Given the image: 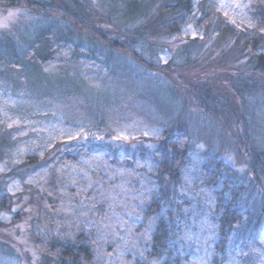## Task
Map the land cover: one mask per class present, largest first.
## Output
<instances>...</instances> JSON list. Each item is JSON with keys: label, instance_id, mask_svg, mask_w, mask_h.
Returning a JSON list of instances; mask_svg holds the SVG:
<instances>
[{"label": "trees", "instance_id": "16d2710c", "mask_svg": "<svg viewBox=\"0 0 264 264\" xmlns=\"http://www.w3.org/2000/svg\"><path fill=\"white\" fill-rule=\"evenodd\" d=\"M157 1L155 14L151 7ZM219 2L111 0L115 8L110 10L101 3L98 9L92 0H0L4 9L26 8L68 21L108 50L128 53L174 81L180 79L170 64H154L138 52L153 36L174 37L192 26L198 34L194 43L213 34L220 44L229 42V56L248 58L233 84L245 108L238 113L230 105L235 116L228 125L247 166L244 177L217 155L194 152L187 130L174 133L167 125L154 137L159 145L153 151L118 155L75 144L58 150L81 127L66 120L50 136L42 133L50 110L81 112L77 104L83 98L78 91L56 90L49 78L68 73L99 91L117 84L111 100L124 97L121 114L133 119L119 115L111 129H134L139 139L144 128L154 125L128 105L135 81L118 76L108 58L76 39L70 28L39 25L18 40L10 32L0 34V177L6 184L21 179L37 198L31 240L44 264H264V102L253 107L248 99L264 96V83L254 77L264 79V0H249L246 21L238 25L220 17ZM137 18L145 21L130 28ZM194 43L182 46L186 60ZM189 86L210 112V89ZM9 101L13 106L20 102L17 109ZM100 111L102 116L104 107ZM257 112L261 124L254 119ZM251 124L258 130L262 126L259 140L251 135ZM12 165L24 175L13 174L17 168L11 170ZM12 204L0 188V212L11 214Z\"/></svg>", "mask_w": 264, "mask_h": 264}, {"label": "rangeland", "instance_id": "374dc122", "mask_svg": "<svg viewBox=\"0 0 264 264\" xmlns=\"http://www.w3.org/2000/svg\"><path fill=\"white\" fill-rule=\"evenodd\" d=\"M92 1L98 9L100 3L107 9L114 10L115 8L111 0ZM159 4L160 2L157 1L151 7V12L156 14ZM249 6V0H220L218 9L220 17L238 25L246 21L250 10ZM144 18H137L136 21L130 23L132 25L129 27L133 28L138 23H143ZM39 25L70 28L75 32L76 39L78 38L85 45L92 46L104 54L110 61L111 68L116 69L118 76H125L129 80L135 81L132 84L135 87L133 88L135 92L131 90L134 92L135 98L131 94L133 100L127 103L136 111L141 112L144 115V120L148 121L150 125H154L144 128L139 139L136 137L134 129L129 131L113 129V131L111 129L112 122L115 119H120L119 115H124L121 112L125 111L123 102H126L124 97L111 100L116 96L117 84L112 83L109 88L99 91L85 87L71 78L68 73H59L53 78H49L52 86L56 90L78 91L81 93L83 101L77 104L78 109L82 108L81 112L69 108L61 110L55 106L51 108V116L47 117V127L41 130L42 133L50 136L55 131L57 124H62L66 120H73L81 127L80 131L71 136L70 142L58 150H63L69 144H75L101 146L118 155H132L141 148L153 151L159 145L157 141L153 140L154 137L156 138L161 128L167 125L172 127L174 133L187 130L192 138L194 152L207 151L217 155L245 177L247 166L239 156L237 145L233 140L234 133L229 130L228 125L233 123L232 119L235 116V113H232V109L229 108L230 105L238 113L244 111L245 108L243 99L240 96L235 97L233 84L240 79V72H245L241 67H244L248 58L240 54L234 57L229 56L231 47L229 42L220 44L217 42L218 37L210 34L205 37L200 36V40L194 43L198 34L192 26L187 27L182 34L174 37L153 36L150 38L149 42L155 43V46L157 45L160 49L151 52L150 49L155 50L157 46L154 47L147 41L144 47L138 49V52L145 60L154 64H170L174 75L180 79L174 81L159 72L144 68L128 53L108 50L99 41L92 38L91 40L85 32L73 27L68 21L55 17L50 18L31 9L0 7V34L10 32L17 39L21 34L33 33L35 26ZM190 42L194 43V45L192 44L193 52L188 55L189 60H186L182 55V46ZM145 46L149 49H146ZM254 77L260 83H264L261 75L254 74ZM190 83L203 86L205 91L210 89L209 98L206 99V102L211 106L210 112H208V106L200 102L198 94L190 89ZM41 85H43L42 82ZM137 96L144 97L147 102L138 100ZM248 99L253 107L264 102V96L259 93ZM108 100L113 103L110 104ZM19 103L13 106L15 103L9 101V106L17 109ZM220 103L225 107H222ZM212 106L217 107L216 113H211V110H214ZM102 107H104V113L101 116L100 109ZM257 114L254 113V119L259 122L261 113L257 112ZM124 117L126 118L123 120L126 121L133 119L130 114L124 115ZM241 124L242 122H240V128L243 129ZM253 126L254 124H251L252 129H254ZM259 128L263 132L262 126ZM261 130H258L257 127L251 131L250 128L253 139L261 138ZM14 168H17L16 165L11 166V170ZM13 174L19 175V177L24 175L21 168L15 169ZM5 178L0 177V188L9 194L13 204L11 214L0 212V264H44L42 256L35 249L31 240L34 232V220L38 217V209L35 204L37 198L32 197L29 188H27L28 184L21 183V179L6 184ZM248 178L249 176L246 177V179ZM86 219L88 218L86 217ZM91 224L94 226L93 222Z\"/></svg>", "mask_w": 264, "mask_h": 264}]
</instances>
